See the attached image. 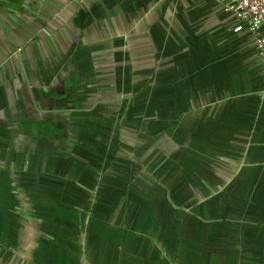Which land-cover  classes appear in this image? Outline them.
I'll return each instance as SVG.
<instances>
[{
  "label": "crops",
  "instance_id": "1",
  "mask_svg": "<svg viewBox=\"0 0 264 264\" xmlns=\"http://www.w3.org/2000/svg\"><path fill=\"white\" fill-rule=\"evenodd\" d=\"M220 0H0V264H264V64Z\"/></svg>",
  "mask_w": 264,
  "mask_h": 264
},
{
  "label": "built area",
  "instance_id": "2",
  "mask_svg": "<svg viewBox=\"0 0 264 264\" xmlns=\"http://www.w3.org/2000/svg\"><path fill=\"white\" fill-rule=\"evenodd\" d=\"M224 10L231 12L239 23L235 31L245 29L254 37L256 52L264 64V0H220Z\"/></svg>",
  "mask_w": 264,
  "mask_h": 264
}]
</instances>
